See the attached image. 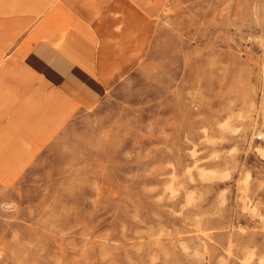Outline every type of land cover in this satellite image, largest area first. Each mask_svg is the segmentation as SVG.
<instances>
[{
  "label": "rangeland",
  "instance_id": "rangeland-1",
  "mask_svg": "<svg viewBox=\"0 0 264 264\" xmlns=\"http://www.w3.org/2000/svg\"><path fill=\"white\" fill-rule=\"evenodd\" d=\"M74 1L106 88L2 84L0 264H264V0Z\"/></svg>",
  "mask_w": 264,
  "mask_h": 264
},
{
  "label": "crops",
  "instance_id": "crops-1",
  "mask_svg": "<svg viewBox=\"0 0 264 264\" xmlns=\"http://www.w3.org/2000/svg\"><path fill=\"white\" fill-rule=\"evenodd\" d=\"M5 2L6 0H0V3ZM65 2L69 6L68 9H63L62 33L74 36L66 40L59 39L61 36L59 18V27L56 23L45 27L44 22L37 26L33 25L34 19H41L50 12L52 7L49 6V2L45 4L43 0H24V14L20 17L23 21L20 25L13 23L12 17L0 18V30L14 27L25 34L22 39L15 38L18 39L17 41L10 38L8 43L0 42V51L16 50L23 55L21 58H24H19L15 52L14 56L9 55L0 60V89L2 84L3 88H6L4 84H10L9 91L19 90L18 92L22 93L19 97L26 102L34 93H38V90L43 93L45 88L56 89L57 96L61 98L64 95L60 93L62 91L66 93L75 82L82 83L88 93L97 86L100 89L106 88L101 81L98 51L94 50V46L85 35L93 30L96 33L103 28L106 31L112 26L113 10L105 7L97 9L96 5H89L88 11L82 12L74 0H65ZM57 10L60 11V8ZM52 18L50 14V19ZM7 22L9 26L5 25ZM34 39L36 42H33ZM56 41H61L58 50L54 48ZM99 77L101 85L98 83ZM40 86L42 89L39 88Z\"/></svg>",
  "mask_w": 264,
  "mask_h": 264
}]
</instances>
